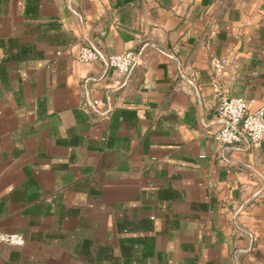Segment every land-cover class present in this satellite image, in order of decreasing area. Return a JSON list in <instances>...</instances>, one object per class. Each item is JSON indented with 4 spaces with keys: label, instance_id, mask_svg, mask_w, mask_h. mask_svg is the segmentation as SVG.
Wrapping results in <instances>:
<instances>
[{
    "label": "crops",
    "instance_id": "1",
    "mask_svg": "<svg viewBox=\"0 0 264 264\" xmlns=\"http://www.w3.org/2000/svg\"><path fill=\"white\" fill-rule=\"evenodd\" d=\"M215 54L264 106V0H0V264H264V141L214 137Z\"/></svg>",
    "mask_w": 264,
    "mask_h": 264
},
{
    "label": "built area",
    "instance_id": "2",
    "mask_svg": "<svg viewBox=\"0 0 264 264\" xmlns=\"http://www.w3.org/2000/svg\"><path fill=\"white\" fill-rule=\"evenodd\" d=\"M140 53L133 49L107 54L90 39L80 46L79 59L83 62L102 60L107 68L114 67L125 77H130L138 63ZM211 85L219 102L216 112L214 137L226 148L247 151L258 149L264 141V106L253 108L251 100L243 95H232L222 83L226 71V60L213 55ZM26 242L20 232L0 230V243L21 246Z\"/></svg>",
    "mask_w": 264,
    "mask_h": 264
}]
</instances>
